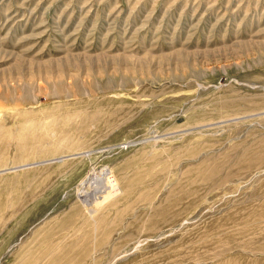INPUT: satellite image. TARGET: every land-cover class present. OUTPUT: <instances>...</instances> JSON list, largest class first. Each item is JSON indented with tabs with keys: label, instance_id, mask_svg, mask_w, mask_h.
<instances>
[{
	"label": "rangeland",
	"instance_id": "1",
	"mask_svg": "<svg viewBox=\"0 0 264 264\" xmlns=\"http://www.w3.org/2000/svg\"><path fill=\"white\" fill-rule=\"evenodd\" d=\"M263 194L264 0H0V264H264Z\"/></svg>",
	"mask_w": 264,
	"mask_h": 264
},
{
	"label": "bare ground",
	"instance_id": "2",
	"mask_svg": "<svg viewBox=\"0 0 264 264\" xmlns=\"http://www.w3.org/2000/svg\"><path fill=\"white\" fill-rule=\"evenodd\" d=\"M10 98H12L10 96ZM13 100V99H11ZM106 172V171H105ZM104 174V173H103ZM107 174V173H106ZM105 174V175H106ZM109 179V177H107ZM107 179V180H108ZM106 180V179H105ZM104 181V179H103ZM106 183V182H104ZM111 184V183H109ZM106 185V184H104ZM103 186V185H102ZM108 189V188H107ZM106 191V190H105ZM106 194V193H105ZM81 195V194H80ZM103 195V194H102ZM264 197V194H263ZM262 197V198H263ZM92 202V201H91ZM253 207H251L250 209H248L249 211H245L242 212L240 215L241 217H245V221L247 219H252V222L254 221V224L248 228H245V226L243 227V229H238V231H235V233L232 235V238L235 240H239V246H247V242L244 241V238H248L250 241H258L260 239L264 240V199L261 200L260 199L258 202L252 203ZM262 205V206H261ZM96 210V209H95ZM93 211V210H92ZM251 211V212H250ZM255 215V216H254ZM242 219V218H241ZM244 220V219H243ZM260 249H264V244H261L256 250H259L260 252H263V250ZM226 252H229V250H224L221 253H219L220 255L222 254H226ZM257 252V251H256ZM258 253V252H257ZM28 264H33V260L32 261H28Z\"/></svg>",
	"mask_w": 264,
	"mask_h": 264
}]
</instances>
